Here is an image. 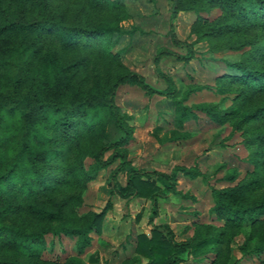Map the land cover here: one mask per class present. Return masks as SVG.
<instances>
[{"label":"rangeland","instance_id":"374dc122","mask_svg":"<svg viewBox=\"0 0 264 264\" xmlns=\"http://www.w3.org/2000/svg\"><path fill=\"white\" fill-rule=\"evenodd\" d=\"M118 2L110 5L92 0H49L55 15L64 13L70 20L109 24L118 30L95 38L92 49H64L59 39L46 31L34 33L37 44L43 51L52 49L68 59L80 60V76L87 86L112 80L116 74L130 69L144 76L153 88L163 90L167 82L158 68L173 79L177 97L183 99L184 105L212 106L214 116L194 108L179 120L172 99L125 83L117 91L116 104L133 131L123 147L131 164L142 169L167 173L180 165L199 169L200 175L196 177L178 174L177 192L160 199L154 219L170 226L178 240L219 238L216 245L207 247L186 264H264V216L258 223L227 228L225 219L210 211L214 188L245 185L247 200L264 196V141L259 137L264 133V114L247 120V114L264 103V91L248 89L232 79L229 74L239 72L227 67V62L243 59L264 65V35L260 27L253 26L235 35V40L246 43L233 49L226 45V39H198L202 26L198 14L183 11L176 22V35L193 43L195 56L185 61L165 55L156 64L155 57L162 48L186 52L170 35L171 1ZM221 14L219 7L201 12L210 22ZM121 137L122 132L111 117L94 132L89 131L80 144L64 134L55 137L49 171L58 189L51 196L40 195V200L47 204L64 202V211L73 225H84L93 213L102 212L107 204L111 206L101 230L91 231L92 243L84 251L77 248V236L47 235L39 259H26L27 264L147 263L136 247L139 234L149 232L151 201L113 193L110 182L119 160L98 167L95 157L101 145ZM112 153L113 149L106 150L104 158ZM125 178L126 173L119 175L122 183ZM11 219L19 223L40 222L23 210L14 212Z\"/></svg>","mask_w":264,"mask_h":264},{"label":"trees","instance_id":"16d2710c","mask_svg":"<svg viewBox=\"0 0 264 264\" xmlns=\"http://www.w3.org/2000/svg\"><path fill=\"white\" fill-rule=\"evenodd\" d=\"M92 1L110 5L119 3L118 0ZM170 1V35L186 52L162 48L155 57L156 64L165 55L185 61L195 56L193 43L182 41L176 35V22L183 11L198 14V20L202 22L198 39H226L227 46L238 49L246 42L235 40V35L245 29L258 26L264 35V0ZM211 7L222 10L221 16L212 22L201 15ZM117 30L109 24L90 25L78 18L70 20L64 13L55 15L49 0H0V264H27L26 259L38 260L45 249L47 235L77 236L79 251L91 245L90 233L93 228L101 230L110 204L102 212L93 213L84 225H73L64 211V202L47 204L40 200V195L51 196L58 189L49 171L55 137L64 134L80 144L89 131L94 132L108 117L114 120L122 137L97 149V166L107 167L119 160L112 173L111 191L123 197H145L151 201L149 232L139 234L136 247L147 258L146 264H186L219 242L218 237L178 240L170 226L154 221L160 199L177 192L178 174L196 177L200 171L196 167L180 165L167 173L132 165L123 145L131 138L133 130L126 122V115L120 112L116 96L125 83L138 85L151 94H163L175 102L179 120L192 113L194 108L214 116L213 107L184 105L183 99L177 97L173 79L158 68L159 75L167 82L163 90L153 88L144 76L130 69L116 74L112 80L96 81L87 86L80 76V60L68 59L52 49L43 51L34 36L41 31L51 32L64 49L77 46L92 49L95 38ZM103 47L108 49L106 43ZM227 67L239 72L230 73L232 79L248 89L264 91V65L243 59L227 62ZM259 114H264V103L248 113L247 120ZM259 137L264 141V133ZM108 149H113V153L104 158ZM121 173H126L124 183L119 180ZM213 198L210 211L222 216L227 228L258 223L264 216V196L247 200L245 185L214 188ZM19 210L40 222L29 224L12 220L11 215ZM217 253L219 255L220 251Z\"/></svg>","mask_w":264,"mask_h":264}]
</instances>
